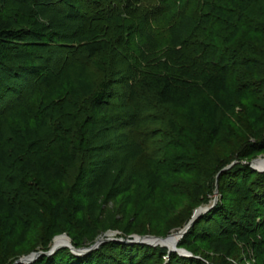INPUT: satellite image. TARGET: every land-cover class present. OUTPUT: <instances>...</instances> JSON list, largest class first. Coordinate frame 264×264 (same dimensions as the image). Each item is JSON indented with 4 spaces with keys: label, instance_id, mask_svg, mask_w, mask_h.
Wrapping results in <instances>:
<instances>
[{
    "label": "trees",
    "instance_id": "obj_1",
    "mask_svg": "<svg viewBox=\"0 0 264 264\" xmlns=\"http://www.w3.org/2000/svg\"><path fill=\"white\" fill-rule=\"evenodd\" d=\"M146 1L60 0L61 8L54 9L48 4L52 0H0L27 25L16 30L11 16L0 17V67L15 51L19 63L6 79L21 81L18 89L7 83L0 86V102L7 93L12 95L0 108V171L12 167V184L27 177L33 181L31 191L49 195L64 186L68 175L78 174L77 198L57 194L47 213L52 236L69 232L75 248L92 246L112 228L124 227L123 238L131 234V195L123 180L132 162L150 160L158 151H150L148 141L131 138L146 127L144 115L151 108L185 111L192 126L206 130L211 144L224 135V121L236 114L241 102H250L249 122L256 128L261 125L264 88L257 86V74L249 66L254 63L264 71V0H163V9L154 6L159 8L145 12L150 6ZM174 9L177 21L160 57L148 23ZM133 15L138 20L147 15L134 59L124 27ZM255 55L262 60L253 61ZM117 86L121 91L114 89ZM168 126L178 132L172 120ZM59 131L67 132L65 141ZM253 147L252 157L264 150V144ZM137 177L146 184L150 200L165 183L153 170ZM221 178L229 187L240 180L241 191H236L243 203L239 198L240 205L231 211L219 204L198 219L178 247L190 250L201 240L208 252L231 257L242 245L259 258L264 243V173L238 165ZM7 183L9 179L0 181V217L10 238L20 225L25 238L31 231L28 219L42 215L27 202V186L18 189L23 198L19 206L6 195ZM69 212L80 214L74 228L69 227ZM213 219L215 233L199 228ZM161 248L110 241L84 256L61 249L33 264H147L166 256V264H206Z\"/></svg>",
    "mask_w": 264,
    "mask_h": 264
},
{
    "label": "rangeland",
    "instance_id": "obj_2",
    "mask_svg": "<svg viewBox=\"0 0 264 264\" xmlns=\"http://www.w3.org/2000/svg\"><path fill=\"white\" fill-rule=\"evenodd\" d=\"M162 2L163 0L146 1L145 5H148L149 3L151 7L148 6L145 8V6H143L145 12L152 11L148 8L153 10L159 8L154 6H160L163 9L164 6ZM48 4L54 9H59L62 6L60 0H52V2H49ZM177 14L178 9H174L173 12L169 14L161 13L155 22L148 23V26L158 44V54H161L159 55L160 57L167 51V45L170 39L169 29L177 21ZM7 15L11 16L13 26L16 30L25 27L26 24L20 22L19 14L13 12L10 9V5L0 3V17L5 19ZM135 17L137 18L138 16ZM143 18H147V15H142L140 20L134 19L133 15L126 18L124 21L126 32L125 40L129 44V52L132 59L137 56V50L134 46L139 41L138 36L141 31L140 28L143 23ZM10 56L13 58L7 61L6 65L0 67V86L1 84L7 83L10 84L13 89H18L21 81H16L11 79V77L6 79V77L9 76V72H11L9 69H12L19 63V59L15 58V51H12ZM260 60L262 59L259 56L255 55L253 57V61L260 62ZM249 71L257 74L256 78L254 77L253 80L256 84L258 83V87L264 88L263 69V72L258 71V65L253 63L249 66ZM114 89L121 91L119 86L114 87ZM11 96V92L7 93L4 98L5 101L3 100L0 102L1 109L6 107L5 104ZM249 103L250 102L248 101L241 102L237 107L236 114L234 116H229L228 121H224V127L226 128L225 133L219 141L213 144L210 143L206 130L199 124L192 126L186 112L183 110L166 112L162 107H155L156 109L151 108V112L147 114V116L144 115L145 118H148L146 119L148 122L146 127H140L135 134H131V138L148 141V144H150V151H158L150 160L146 161L141 158L132 162L128 166L127 177L123 180V186L128 188L131 195L129 221H132L133 223L130 222L132 224V231L128 236L164 239L172 236L175 237L177 236L176 234H179L188 226L195 211L200 208L205 209L212 207V209H214L222 203L226 205L227 210L231 211L232 208H236L238 204L240 205L239 198L243 203V197L239 194L242 188L241 185H239L240 180L236 181L234 184L231 183L230 189L229 183L221 177L223 173L229 172L238 165L245 166L253 161H264V150H261L258 155L251 156V151L254 149L253 146L258 143L261 145L264 144V112L259 114L261 117L260 127H254L246 116V110L248 109ZM256 103L257 100L255 99L253 105ZM98 118H101V116ZM170 120L175 124L178 130L177 133H173L168 126ZM198 123H200V120ZM66 133V131H59V135L62 136L60 137L62 141L64 135H67ZM167 142H172L173 145L171 143L168 144ZM161 146L164 150L159 149ZM249 158H251V160H249ZM14 170V168L9 167L3 168L0 171V181L9 179V183H7L5 187L6 195L15 202L17 201L16 203L20 206L23 198L18 196V189L20 185H22V188L27 186V189L23 190L30 195L27 196V202H30L32 208L40 213L42 217L39 219H28L31 231L25 238H23L21 234V231L23 230L21 225L16 230L13 238H10V235L6 233L2 218L0 217V264H19L21 260H24L33 254L48 253L55 247L56 241L61 238H66L71 244L73 243V235L65 230L52 236L53 227L47 219V213L50 206L53 204L52 199H54L57 194V196H59L60 193H63V195H66L67 197L69 196L73 199L77 198L75 192L79 188L75 187V185L78 174L73 173L68 175V179L64 186L61 189L56 187L54 189L55 193L49 195L42 194L38 190L35 192L31 191L33 181L27 177L19 178V183L16 180L17 184H12L13 181L10 180V176L14 175ZM146 170H153L164 176L165 183L158 189L154 200L148 198L146 184L140 181L137 177L140 173ZM235 185L237 187H234L233 189V186ZM200 193L203 195L200 196ZM79 218L80 214L69 212L67 217L69 227L74 228L75 223ZM193 226L191 228H193ZM216 227L217 222L213 219L208 223H203L199 228H203V231L208 230L211 234V232H216ZM123 229L124 227L121 229L112 228L105 234L101 235L96 241L102 239L106 235L111 239L123 238L126 236ZM183 238H181L180 241ZM178 240L179 238L168 242H161L159 244L175 246V243L176 241L178 242ZM161 249L168 252L170 250L167 247H162ZM180 249H184L192 255V257L185 258H197L203 260L206 264L264 263V243L260 247L261 256H259V258L254 257L253 250L245 248L242 245L239 246L238 251L231 257L215 255L206 250V245L201 240L196 241L195 245L190 250L185 248ZM168 261L169 258L166 256L164 258L162 257L160 261L157 260L156 262L155 260L147 264H166Z\"/></svg>",
    "mask_w": 264,
    "mask_h": 264
},
{
    "label": "water",
    "instance_id": "obj_3",
    "mask_svg": "<svg viewBox=\"0 0 264 264\" xmlns=\"http://www.w3.org/2000/svg\"><path fill=\"white\" fill-rule=\"evenodd\" d=\"M258 161H253V162L249 163V165L251 166L252 169H254V170H256V171H258L260 173H264V170H260V169H258L256 167V163ZM211 209H212V207L211 208H205V209L204 208H200L199 210L195 211V213H194V215L192 217V220L190 221V223L188 224V226L179 233L180 239L184 237V235L190 230V228L195 224V222L202 215L208 213ZM145 238H147V239H149V238L150 239H156V240H167L170 237L164 239V238H155V237L128 236L126 238H116V239L115 238H112V239H107V240H101L100 239V240L96 241V243L93 244L92 246H90V247H84V248H75L69 242V245L62 246L60 248H53L48 253L33 254L30 257H27L24 260H21L19 262V264H32L36 260H38L40 257H42V256H53L60 249H64V248L70 249V251L73 254H75L76 256H84V255H87V254L91 253L92 251L97 250L98 248H100L101 245H103L106 242H110V241H116V242L125 243V244H147V245H151V246H154V247L159 246V245H155V244H151V243H146V242L142 241ZM171 253H177V254H179L180 256H183V257H192V255L189 252H187L184 249H180L178 247H175V249H173V250H169V254H171Z\"/></svg>",
    "mask_w": 264,
    "mask_h": 264
},
{
    "label": "bare ground",
    "instance_id": "obj_4",
    "mask_svg": "<svg viewBox=\"0 0 264 264\" xmlns=\"http://www.w3.org/2000/svg\"><path fill=\"white\" fill-rule=\"evenodd\" d=\"M256 167L258 168V169H261V170H264V161L262 160V161H258L257 163H256ZM177 236H172V237H170L169 239H167V240H156V239H147V238H145V239H143L142 241H144V242H146V243H151V244H155V245H159L160 247H167V248H169L170 250H173V249H175V247H177V244L179 243V241H180V236H179V234H176ZM177 238H179V240H178V242L176 241V243H175V246H168V245H161V244H159V243H161V242H168V241H171V240H176ZM107 239H111L108 235H106L105 237H103L101 240H107ZM66 246V245H69V241L66 239V238H61V239H58L57 241H56V244H55V247L54 248H60V247H62V246Z\"/></svg>",
    "mask_w": 264,
    "mask_h": 264
}]
</instances>
